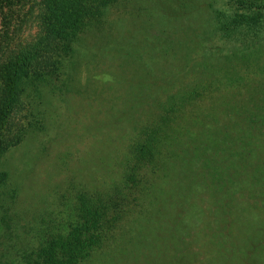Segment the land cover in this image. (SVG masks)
Returning a JSON list of instances; mask_svg holds the SVG:
<instances>
[{
  "label": "rangeland",
  "instance_id": "374dc122",
  "mask_svg": "<svg viewBox=\"0 0 264 264\" xmlns=\"http://www.w3.org/2000/svg\"><path fill=\"white\" fill-rule=\"evenodd\" d=\"M184 1L188 8L178 11L152 0L127 2L108 10L102 31L86 35L76 50L69 92L61 95L50 89L46 119L42 122L39 118L38 127L29 130L4 161L10 179L0 189V196L15 200L10 209L14 220L38 224L48 207L60 208L58 200H65L70 187L93 190L118 182L119 161L133 133L158 117L163 110L160 104L170 94H177L180 86L207 83L213 75L216 80L223 77L237 83L239 93L208 89L202 107L195 108L197 113L217 114L223 119L229 115L221 109L225 108L223 102L248 100L250 81L226 77L230 76L226 71L236 64L233 68L225 65L223 70L214 64L225 61L223 56L232 50H248L258 53L254 65L262 67L264 35L245 43L220 39L212 30L210 36L201 37V31L211 29L213 11L225 7L226 2ZM152 4L157 28L139 15V8L145 6L146 12ZM164 12L178 16L171 21L163 18ZM179 15L185 17L180 20ZM2 18L0 11V36ZM32 31L23 33L24 39ZM186 46L193 50L190 59L185 55L190 50ZM243 65L239 61L236 67L241 74L247 70ZM252 78L253 83H264V72ZM238 81L244 82V87ZM191 110L187 109L170 130L175 144L167 147L165 163L151 179L153 192L143 202V209L126 218L123 232L82 264H264V184L252 182L263 173L264 162L251 168L253 172L258 168L257 173L245 181L241 174L244 163L226 160L218 145L219 151L210 147L208 161L191 167L195 145L189 147L184 141L194 134ZM181 146L190 150V157L182 159L180 154L186 150ZM261 158L264 160V152ZM236 164L242 165L235 168ZM191 181L200 183V190L189 197L186 184ZM181 223L183 238L181 230L177 231ZM172 236L175 240H168ZM199 236L204 238L202 247Z\"/></svg>",
  "mask_w": 264,
  "mask_h": 264
},
{
  "label": "trees",
  "instance_id": "16d2710c",
  "mask_svg": "<svg viewBox=\"0 0 264 264\" xmlns=\"http://www.w3.org/2000/svg\"><path fill=\"white\" fill-rule=\"evenodd\" d=\"M134 1L141 4L142 0H0L3 16V34L0 36V189L10 179L4 168L8 152L24 141L29 130L38 127L35 123L39 118L42 122L46 119L50 89L61 95L69 92L74 79L76 50L84 43L86 35L102 31L109 9L115 10ZM152 1L165 9L174 7L176 11L189 6L184 0ZM225 2V7L220 6L213 11L208 25L211 29L201 31V37L210 36L211 30L218 38L230 42L241 40L245 43L263 37L264 0ZM152 5L146 12L145 6L144 9L139 8V15H144L145 21L148 19L149 25L157 28V14ZM162 16L172 21L178 15L164 12ZM183 17L185 15H179L180 20ZM28 30L34 33L29 32L24 39L23 33ZM162 31L168 33L166 29ZM186 48H190L185 51L190 59L193 50ZM256 54L248 50H232L223 56L225 61L214 64L222 70L225 65L233 68V63L236 64L232 70L226 71L230 75L226 77L233 81H250L247 84L250 95L247 101L223 102L225 108L221 109L229 113L223 119L217 114L197 113L195 108L202 107L201 99L208 89L215 92L226 88L231 94L239 93L237 83H229L223 77L216 80L213 78L216 75H213L207 83L180 86L177 94H170L160 104L163 110L158 117L147 120L133 133L127 152L119 161V181L110 187L93 190L70 187L69 195L63 196L65 200H58L60 208L48 207L38 224L21 223L17 217L14 220L10 209L15 200H7L8 195L5 198L0 196V264H82L96 251L109 245L123 232V221L136 209L142 210L143 202L153 192L151 179L160 173L167 158V147L175 144L170 130L174 123L185 117L183 114L187 109H193L190 114L195 118L190 124L194 134L184 140L189 147L195 145L192 162H189L191 167L208 161L210 147L218 150L219 145L229 156L230 160L223 153L226 160L244 163L246 172L243 170L241 174L245 181L255 176L258 168L255 172L251 168L264 162L261 158V152H264V83H253L252 78L264 72V65H254ZM239 61L247 68L245 74L236 69ZM238 83L244 87V82ZM181 149L186 150L180 154L182 159L190 157L188 148L181 146ZM242 164H236L235 168ZM254 181L264 184V171ZM195 182L186 184L189 197L200 190V183ZM13 192L15 194L16 189ZM192 204L191 209L194 207ZM192 213L193 210L189 216ZM180 230L183 238L182 223L177 226L179 233ZM198 238L202 247L204 238ZM168 240H175V237Z\"/></svg>",
  "mask_w": 264,
  "mask_h": 264
}]
</instances>
